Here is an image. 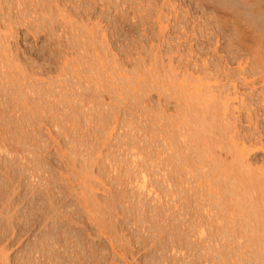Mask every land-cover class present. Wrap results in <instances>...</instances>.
I'll use <instances>...</instances> for the list:
<instances>
[{
	"label": "rangeland",
	"instance_id": "rangeland-1",
	"mask_svg": "<svg viewBox=\"0 0 264 264\" xmlns=\"http://www.w3.org/2000/svg\"><path fill=\"white\" fill-rule=\"evenodd\" d=\"M263 174L264 0H0V264H264Z\"/></svg>",
	"mask_w": 264,
	"mask_h": 264
},
{
	"label": "bare ground",
	"instance_id": "bare-ground-1",
	"mask_svg": "<svg viewBox=\"0 0 264 264\" xmlns=\"http://www.w3.org/2000/svg\"><path fill=\"white\" fill-rule=\"evenodd\" d=\"M226 103H227V102H226ZM227 104H228V105H224V109H226V108L229 109V103H227ZM226 106H227V107H226ZM259 134H260V133H259ZM133 135H134V134H133ZM257 135H258V134H257ZM144 136H145V135H144ZM259 136H260V135H259ZM261 136H262V135H261ZM135 139H136V138H135ZM234 140H235V139H234ZM234 140H233V142H234ZM235 143H236V141H235ZM235 143H234V144L232 143V145L235 146ZM238 146H240V145H238ZM231 148H232V147H231ZM234 148H236V147H234ZM234 150H235V149H234ZM237 150H238V149H237ZM245 150H246V149H245ZM245 150H244V151H245ZM229 151H230V150H229ZM234 152H235V151H234ZM238 152H239V151H238ZM244 156H245V155H244ZM186 157H187V156H186ZM234 157H235V156H234ZM238 157H239V159H238V161H236V163L242 162L241 159H242L243 155H241V153H240V156H238ZM234 160H235V159H234ZM236 160H237V159H236ZM186 161H187V160H186ZM170 162H171V161H170ZM232 162H233V161H232ZM243 163H244V161H243ZM186 164H187V162H186ZM188 164H189V163H188ZM241 164H242V163H241ZM221 165H222V164H221ZM221 165H218V167L221 166ZM234 165H235V166H238V165H236V164H234ZM223 166H225L224 163H223ZM186 167H187V165H186ZM244 167H245V166H244ZM211 168H212V167H211ZM245 168H246V167H245ZM241 169H242V168H241ZM186 170H187V169H186ZM217 170H218V169H217ZM245 170H246V169H245ZM170 171H171V170H170ZM188 171H189V170L186 171V176L189 175V174H188ZM250 171H251V170H250ZM221 172H223V171H221ZM226 172H227V171H226ZM232 172H233V171H232ZM232 172H230V173L233 174ZM236 172H237V171H236ZM247 172H248V171H247ZM230 173H229V174H230ZM244 173H245V172H244ZM252 173H253V172H252ZM252 173H251V174H252ZM218 174H220V173H218ZM218 174H217V177L219 176ZM224 174H226V173L224 172ZM224 174H221V175H223V176H222V177H219V178H221L219 182L222 183V181H223V184H224V185H221L220 183H219V184H218V183H217V184L215 183V187L217 186L216 189H218L219 191H215V190H216L215 187H214V186H211V185L213 184V183L210 182L211 180H209V182L211 183V184L208 185V187H209L208 189H209V190H207V192L205 191L207 194H209V193H208L209 191L212 192L213 194H212V193H211V194H212V196L214 197L213 199H214V200H215V199L217 200V198H218V201H219V202H220L219 199H221V197L225 195V194H222V195H221V193H222L224 190H225V191L227 190L226 188H227L228 186L226 187V184L229 183V182L231 183V181H229V182H227V181L230 179L231 176H233V175H230V176H229V175H225V176H224ZM227 174H228V173H227ZM247 174H248V173H247ZM242 175H243V174H242ZM248 176H249V174H248ZM248 176H247V178H248ZM263 176H264V174H263ZM237 177H238V175H237ZM258 177H259V176H258ZM214 178H215V176H214ZM244 178H245V177H244ZM247 178L243 179L244 182H245V180H246ZM253 178H254V177H250V179H252V180H253ZM187 179H188L189 182H190V179H191V178H190V179L187 178ZM239 179H240V178H239ZM250 179H249V180H250ZM262 179H263V178H262ZM169 180H170V179H169ZM216 180H217V179H216ZM218 180H219V179H218ZM221 180H222V181H221ZM249 180H246L245 184L247 183V181H248V184H249V185L253 184V182H251L252 180H251L250 182H249ZM254 180H255V179H254ZM212 181H213V180H212ZM240 181H241V180H240ZM214 182H215V181H214ZM216 182H217V181H216ZM258 182H259V181H258ZM186 183H188L187 180H186ZM202 183H203V182H202ZM232 183H234V182H232ZM250 183H251V184H250ZM254 183H255V181H254ZM256 183H257V182H256ZM262 183H264V180L262 181ZM259 184H261V183H259ZM229 185H230V184H229ZM234 185H235V184H234ZM249 185H247V188H248ZM254 185L257 186V187L259 186L260 189H261L262 186H263V184H262V186H261V185H258V183H257V184H253V186H254ZM171 186H172V185H171ZM200 186H201V185H200ZM235 186H237V184H236ZM238 186H239V184H238ZM238 186H237V188H238ZM240 186H241V183H240ZM242 186H243V184H242ZM242 186H241V188H243ZM245 186H246V185H245ZM253 186L251 185L252 188H253ZM255 186H254V188H253V189H254V192H255V191H259V190H257V187H255ZM168 188H169V187H168ZM192 188H193V187H192ZM192 188H191V189H192ZM203 188H204V187H203ZM205 188L207 189V187H205ZM220 188H221V189H220ZM230 188H231V187H230ZM237 188H236V190H237ZM255 188H256V189H255ZM193 189H194V188H193ZM231 189H232V188H231ZM249 189H251V188H249ZM199 190H200V188H199ZM228 190H229V189H228ZM232 190H233V189H232ZM232 190H231V192H232ZM234 190H235V187H234ZM242 190H243V189H242ZM244 190H245V187H244ZM262 190H263L262 192H264V189H263V188H262ZM154 191H155V190H154ZM200 191H201V190H200ZM229 191H230V190H229ZM246 191H247V190H246ZM248 191H249V190H248ZM252 191H253V190H252ZM186 192H187V191H186ZM193 192H194V191H193ZM195 192H196V191H195ZM197 192H199V191H197ZM203 192H204V190H203ZM203 192H201V193H203ZM235 192H236V191H235ZM262 192H261V194H262ZM189 193H190V192H189ZM223 193H224V192H223ZM225 193H226V192H225ZM227 193H229V192H227ZM232 193H234V192H232ZM232 193H230L231 195L229 194L230 197H231L232 195H234V194H232ZM246 193H249V192H245V194H246ZM252 193H253V192H252ZM256 193H258V192H256ZM256 193H254V194L256 195ZM151 194H152V193H151ZM207 194H205V195H207ZM258 194H260V193H258ZM261 194H260V195H261ZM197 195H198V194H197ZM237 195H238V193H237ZM239 195H241V193H240ZM246 195H247V194H246ZM249 195H250V193H249ZM263 195H264V193L262 194V196H263ZM199 196H200V194H199ZM201 196H203V198H204V195H203V194H201ZM235 196H236V193H235ZM243 196H244V194H243V192H242V197H241V196H240V197L243 198ZM262 196L259 197V198H260V201H261L262 198L264 197V196H263V197H262ZM208 197L210 198V195L206 196L205 198H208ZM236 197H237V196H236ZM236 197H235V198H236ZM244 197L246 198L247 196H244ZM248 197H249V196H248ZM248 197H247V198H248ZM252 197H253V196H252ZM261 197H262V198H261ZM199 198H200V197H199ZM199 198H198V200H199ZM225 198H226V196H225ZM232 198H233V196H232ZM241 198H240V199L238 198V199H239V202H240ZM210 199H212V198H210ZM210 199H209V200H210ZM213 199H212V200H213ZM222 199L225 201L224 198H222ZM238 199L236 198L235 200L238 201ZM263 199H264V198H263ZM201 200H202V199H201ZM204 200H205V199H204ZM216 200H215V201H216ZM244 200L246 201V199H244ZM248 200H249V199H247V201H248ZM256 200H259V199L256 198ZM202 201H203V200H202ZM218 201H217V204H218ZM242 201H243V199H242ZM242 201H241L240 203H242ZM251 201H252V200H251ZM260 201H259V202H260ZM262 201H264V200H262ZM262 201H261V202H262ZM154 202H155V201H154ZM211 202H212V201H209L210 204H211ZM230 202H231V206H230L231 209H229L230 211H228V209H227V206H228V205L226 206V204H228V202L226 203V201H225V202H223V203H226V204H223V203H222V204L219 203L220 205L218 204V205H219L218 210L220 211L221 216H219V214H218V220H215V221H217V222L219 223V222H221V221H228L227 219H231V220H229V221L231 222L232 227L229 226V225H230V224H229L230 222H229L227 225H228L230 228H232V230L229 231V232H232V234H234V232L237 231L236 227L238 228V230H240L241 228L243 229V227H244L245 229L248 228V227H245V226H247V225H250V226H251L250 223H253V224L255 223V224H256L257 221H256V222H255V221L253 222V220H250V219H249L248 221H252V222H249V224H247V223H248L247 221L245 222V220H246V216L249 215V214H248V215H246V214H247L248 212H250V211H248L247 208H246V207H248L247 204H244V203H246V202H244V203H242V204H239V202H236V203H238L240 206H241V205L243 206V204H244V206L246 205V207L243 206V208H245L244 210H246V211L243 212L244 210H242V212H243L242 214L245 213V215H246V216H245V220H244L243 218H241V216H240L241 220L244 221V223H246V225H242V224H244L243 222H242V224L239 223V219H240L239 217H238V219L235 218L236 215L234 216V214H236V208H235L234 206L236 205V203H235L234 201H230ZM230 202H229V204H230ZM232 202H234L235 204L232 205ZM252 202H253V201H252ZM254 202H255V200H254ZM261 202H260V203H261ZM188 203H190V201H189ZM196 203H197V202H196ZM200 203H201V202H200V200H199L198 205H199ZM203 203H204V202L201 203V208H200V205H199V208H200V209H205V211L207 210V212H211V210H213V209H214V206H215V210H216V207H217V206H216V205L213 206V204H216V202H213V204L211 205V206L213 207V209H211V210H210V209H207V208H209V207H208V204H207V203H208V200H207V202H205L204 204H203ZM251 204H252V203H251ZM263 204H264V203H263ZM239 205H238V206H239ZM249 205H250V204H249ZM139 206H140V205H139ZM209 206H210V205H209ZM236 206H237V205H236ZM238 206H237V208L240 207V206H239V207H238ZM255 206H257V205H255ZM228 207H229V206H228ZM232 207H233V208H232ZM249 207H250V209H251V206H249ZM258 207H259V206H258ZM168 208H169V207H168ZM210 208H211V207H210ZM240 208H241V207H240ZM262 208H263V207H262ZM250 209H249V210H250ZM252 209H253V208H252ZM161 210H162V209H161ZM208 210H209V211H208ZM218 210H216V211H217L216 214L219 212ZM237 210L241 212V209H237ZM258 210H259V209H258ZM168 212H169V211H168ZM203 212H204V211H203ZM212 212H214V211H212ZM246 212H247V213H246ZM159 213H160V212H159ZM159 213H158V214H159ZM233 213H234V214H233ZM237 213H238V212H237ZM165 214H166V213H165ZM167 214H168V213H167ZM167 214H166V215H167ZM210 214H211V213H210ZM210 214H209V217L212 216V215H210ZM214 214H215V212L213 213V216H216V215H214ZM162 216H164V215H162ZM202 216H203V215H202ZM213 216H212V217H213ZM237 216H238V214H237ZM242 216H243V215H242ZM257 216H258V215H257ZM259 216H260V215H259ZM212 217H210V218H212ZM216 217H217V216H216ZM260 217H261V216H260ZM263 217H264V216H263ZM162 218H163V217H162ZM192 219H193V218H192ZM205 219H206V217H205ZM262 219H263V218H262ZM234 220H235V221L237 220L236 224H238V226L234 225ZM241 220H240V222H241ZM187 221H188V220H187ZM210 221H211V220H210ZM259 222H260V221H259ZM190 223H191V222H190ZM210 223H211V222H210ZM213 223H214V222H213ZM224 223H226V222H224ZM224 223H222V224H224ZM262 223H263V222H260L259 224H262ZM239 224H240V225H239ZM194 225H196V224H194ZM227 225H226V227H227ZM257 225H258V224H257ZM263 225H264V223H263ZM235 226H236V227H235ZM253 226H256V225H253ZM253 226L249 227V231H250V233H251V231H252V233L254 232L253 230H250V229H254V230H255V229H257V230L259 229V228H257V227H256V228H253ZM258 226H259V225H258ZM194 227H195V226H194ZM197 227H198V226H197ZM219 227H221V225H220ZM222 227H223V226H222ZM222 227H221V229H222ZM226 227H223V228L227 229V231L224 229L227 233H226L225 231H224L225 233H223V229H222V231H221V230H220V231H221L223 234H225V236L230 237V234H231V233L229 234V236L226 235V234H228V228H226ZM239 227H240V228H239ZM261 227H262V225H261ZM198 228H199V227H198ZM230 228H229V230H230ZM262 228H263V227H262ZM192 229L194 230V228H192ZM260 229H261V228H260ZM247 230H248V229H247ZM261 230H262V229H261ZM242 231H243V230H241V232H242ZM244 231H246V230H244ZM263 231H264V229H263ZM263 231H262V232H263ZM189 232H190V231H189ZM199 232H200V230H199ZM221 232H219V234H221ZM238 232H239V231H237V233H238ZM195 233H196V232H195ZM202 233H203V232L201 231V234H202ZM237 233H236V234H237ZM242 233H243V232H242ZM219 234H218V235H219ZM236 234H235V235H236ZM243 234H244V233H243ZM254 234H255V233H254ZM257 234H258V233H257ZM260 234H261V233H260ZM218 235H217V236H218ZM188 236H189V235H188ZM231 236H232V235H231ZM262 236H263V235H262ZM262 236H261L259 239H261ZM221 237H222V235H221ZM233 237H234V235H233ZM236 238H237V237H236ZM226 239H227V238H226ZM238 239H239V238H238ZM263 239H264V238H263ZM252 240H253V239H252ZM238 242H239V241H238ZM232 243H233V242H232ZM260 243H261V242H260ZM229 244H230V243H229ZM238 244H239V243H238ZM251 244H252V243H251ZM206 245H207V244H206ZM248 246H249V245H248ZM258 246H259V244H258ZM223 247H224V246H223ZM226 247H227V246H226ZM204 248H205V247H204ZM239 248H240V247H239ZM227 249H228V248H227ZM245 249H246V248H245ZM262 249H263V248H262ZM252 250H253V249H252ZM229 251H230V250H229ZM243 251H244V250H243ZM250 252H251V251H250ZM233 253H234V252H233ZM233 253H232V254H233ZM244 254H245V253H244ZM263 254H264V253H263ZM223 255H225V254H223ZM234 255H235V254H234ZM242 255H243V254H242ZM261 255H262V254H261ZM259 256H260V255H259ZM242 257H243V256H242ZM247 257H248V256H247ZM255 257H256V256H255ZM262 257H263V256H262ZM260 258H261V257H260ZM255 260H256V259H255ZM241 261H242V260H241ZM224 262H225V261H224ZM262 262H263V261H262ZM222 263H223V262H222ZM261 264H263V263H261Z\"/></svg>",
	"mask_w": 264,
	"mask_h": 264
}]
</instances>
